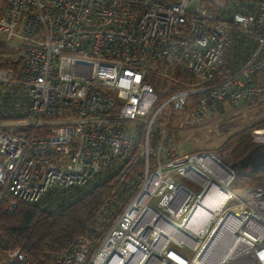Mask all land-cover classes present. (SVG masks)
I'll list each match as a JSON object with an SVG mask.
<instances>
[{"label":"built area","instance_id":"2783aa9c","mask_svg":"<svg viewBox=\"0 0 264 264\" xmlns=\"http://www.w3.org/2000/svg\"><path fill=\"white\" fill-rule=\"evenodd\" d=\"M1 34L24 53L0 66V210L115 182L95 249L45 264H264V177L183 149L264 103V0H0ZM169 66L188 82L160 99L148 77Z\"/></svg>","mask_w":264,"mask_h":264},{"label":"trees","instance_id":"16d2710c","mask_svg":"<svg viewBox=\"0 0 264 264\" xmlns=\"http://www.w3.org/2000/svg\"><path fill=\"white\" fill-rule=\"evenodd\" d=\"M21 59L22 56L16 61L7 60L0 66H11ZM248 123L220 146L221 150L230 147V155L235 160L244 156L252 146L249 128H264V119ZM251 174L257 179L264 177V167L251 170ZM114 185V180L106 177L91 189L78 191L68 205L56 212L21 202L12 213L0 210V261L4 254L20 251L31 264H45L82 236L88 237L89 249L93 251L107 229V225L95 220V213Z\"/></svg>","mask_w":264,"mask_h":264},{"label":"rangeland","instance_id":"374dc122","mask_svg":"<svg viewBox=\"0 0 264 264\" xmlns=\"http://www.w3.org/2000/svg\"><path fill=\"white\" fill-rule=\"evenodd\" d=\"M4 1L5 0H2V3H4ZM23 53H24V48H23L22 39L16 37L9 38L5 34L0 35V64L6 63L7 60L16 61L23 55ZM152 72L153 74H149L148 80L151 83L154 92L160 97V99H163L172 91H175L181 87L186 86L188 82V80L181 73V71L173 69L171 68V66H169L166 71L161 73L158 68H156L155 70L153 69ZM250 111H251L250 115L252 116L251 120L243 121L242 123L238 121H234L235 122L234 124L233 123L226 124L225 122H222L220 126V136H218L217 138H213L210 141H205L206 138L205 136L202 135V133L201 134L196 133L193 135L195 136L194 139H191V141L185 143L183 149L195 150V149L215 148L222 156L226 157L228 160L232 161L233 163L238 164L241 172L248 175L252 180L257 179V176L251 174V170H256V169H252L249 165L241 166V164H239V161L246 156H248L247 157L248 160L260 159V158L256 159L255 154L258 153L260 150H264V145H262L264 142L259 140L261 137L264 136V128H260V127L249 128L248 131L249 132L251 131V135H252V146L245 153V155L242 156L239 160H235L231 157L230 147L224 148L222 150L220 148V146L224 143V141L227 140V138H229L232 134H234L238 130H241L242 128L246 127L249 124L248 122L264 119V103L259 104L256 107L254 106L253 108L250 109ZM166 114H169V111H166ZM180 116L181 114H177V113L171 115V117L174 118V120L179 119ZM7 255L8 253L4 254L1 261H3Z\"/></svg>","mask_w":264,"mask_h":264},{"label":"water","instance_id":"95a60500","mask_svg":"<svg viewBox=\"0 0 264 264\" xmlns=\"http://www.w3.org/2000/svg\"><path fill=\"white\" fill-rule=\"evenodd\" d=\"M247 157L248 156L244 157L239 161V164H241V166L249 165L252 169H258L264 165V158L259 160H253V159L248 160Z\"/></svg>","mask_w":264,"mask_h":264},{"label":"bare ground","instance_id":"6f19581e","mask_svg":"<svg viewBox=\"0 0 264 264\" xmlns=\"http://www.w3.org/2000/svg\"><path fill=\"white\" fill-rule=\"evenodd\" d=\"M218 198H210V199H208L207 201H206V203L208 204V205H214V204H216L217 202H218V200H217Z\"/></svg>","mask_w":264,"mask_h":264}]
</instances>
